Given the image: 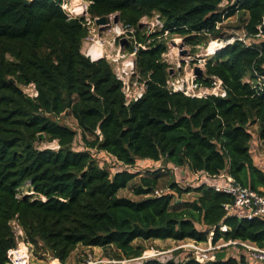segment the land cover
Returning <instances> with one entry per match:
<instances>
[{
  "label": "trees",
  "instance_id": "16d2710c",
  "mask_svg": "<svg viewBox=\"0 0 264 264\" xmlns=\"http://www.w3.org/2000/svg\"><path fill=\"white\" fill-rule=\"evenodd\" d=\"M85 1L90 19L117 13L121 23L136 27L126 50L134 53V72L145 89L126 103L110 62L82 53L86 17H69L63 0H0V264L9 261L8 252L18 243L13 221L28 246L44 249L62 264L78 245L110 248L109 258L131 259L145 250L133 244L136 240L201 243L210 232L212 243L232 239L264 248V217L229 214L225 205L233 198L199 178L224 172L264 194V168L251 155L250 130L257 126L264 145V86L244 80L255 81V72L264 77V38L253 46L236 40L204 60V74L196 81L210 86L212 77H218L225 97L170 90V64L163 58L166 36L181 37L195 53L210 38L227 39L231 34L216 24L235 14L236 27L248 35L257 33L258 25L264 33V0L224 7L223 0ZM154 14L163 28L150 31L140 20ZM30 83L35 97L22 91ZM66 113L77 123L83 150L72 148L77 129L58 120ZM54 141L57 149L43 145ZM91 149L132 169L138 159L170 164V191L155 194L160 171L111 174ZM178 170L194 184L181 186ZM136 177L133 191L142 197L119 196ZM25 187L29 191H22ZM187 192L196 195L182 200ZM239 251L217 253L205 262L188 253L181 260L148 258L140 264H250Z\"/></svg>",
  "mask_w": 264,
  "mask_h": 264
},
{
  "label": "rangeland",
  "instance_id": "374dc122",
  "mask_svg": "<svg viewBox=\"0 0 264 264\" xmlns=\"http://www.w3.org/2000/svg\"><path fill=\"white\" fill-rule=\"evenodd\" d=\"M88 6V2L85 0H63L62 7L67 12H74V15L79 16H85L86 17V26L88 28V34L83 40L81 51L85 55H89V57L93 58V56L90 54V49L92 47L98 48L101 53L102 57H105L111 64V66L116 65L120 69L123 78L129 82H135V85L137 87H140L143 83L138 79V76L135 74V68H134V54H131L126 49L127 47L133 42L132 36L128 35L129 33L123 32L118 35V31H116L115 26L120 25V20L117 24L112 22V16L111 15V23L108 26L101 27L95 24L94 19H90L88 15L86 14V9ZM80 8V9H79ZM239 18H235V15L233 18H228L223 22V26L225 31L228 33L234 32L236 30V25H238ZM145 28L148 30L151 29L148 27L147 24H145ZM167 35V34H166ZM167 37V51H166V57L170 64V69H172V78H180L182 76H189L191 73H193V69L195 66H198L203 69L204 67V60L207 58L205 56V53H207L206 44H201L196 46L197 51L193 53L192 46L189 44H184L181 37L170 35ZM179 38V39H175ZM123 39L122 44L120 43V40ZM178 41V44H176V41ZM211 40V38H210ZM214 49V44L210 46V48ZM100 56V57H101ZM179 65V66H178ZM194 75V74H193ZM195 77V76H194ZM245 80V79H244ZM133 85V84H132ZM137 87L134 88V85L132 86L131 91L135 90ZM58 120L62 124H66L74 129H77V123L75 119L72 117V115L66 113L61 114L58 117ZM256 125H252L250 127L251 131L255 132ZM78 134L75 137L72 148L74 150H83L85 149L84 142L80 135V130H78ZM86 137L88 139H92L93 135L86 133ZM257 137L256 135H253V138ZM55 142L51 143H44L43 145L49 146L53 145ZM253 144V143H252ZM261 150V147H260ZM93 157L96 159L99 165L106 168L111 174H113L116 171H120L122 169H128L130 171H139L143 175H150L149 173H152L154 171H160L159 172V185L157 189L159 191L163 192H169V182L174 180V175L172 171L168 168V166L164 165V163H157V164H149L147 160H141L138 159L136 161V164L134 165V168H129L125 166L124 164L118 162L113 156L110 154L100 151L97 149H91L90 150ZM253 155V151L251 153ZM254 156V155H253ZM255 163H258V157L255 156L254 158ZM150 171V172H149ZM179 172L176 173V177L180 182V185L185 187L188 186V184L192 185L194 182L192 181L191 177L187 175L186 172L182 170H178ZM184 175V176H183ZM195 182H197L195 180ZM139 184V178H134L129 184L118 191L119 196H125L132 199H139L142 196L136 195L133 191V189ZM22 191H29L28 188H23ZM196 195L195 192H187L183 193L182 200H188L192 199ZM180 200V201H182ZM192 240L186 239V240H172V239H166V240H136L133 242L134 245L140 244L145 247L144 252L141 256L137 258H131V259H111L107 255L108 252H110V248L103 249L100 247H95L93 249H89L88 251H84L83 248L80 246L77 250H74L72 254H70V259L66 261L65 264H83L87 262V259L91 257L96 264H140L142 261L148 258H157L160 260H166L168 258H174L175 260H181L184 259L188 253H192V256H194V253L192 252V248L189 245ZM224 239H219L216 243H207V242H201L202 245H199L202 249H204L203 252H201L203 260L202 262H205L207 260H212L215 258V254H228L229 256L231 254L235 255L236 249H239L238 247H235L237 245H225ZM188 244V245H187ZM149 251V252H148ZM150 251H154V255L152 257H143L144 254L150 255L152 254ZM29 257L31 264H56L54 262H57V259H54L49 252H45L44 249H37L34 245H29ZM105 257V258H104ZM58 264V263H57Z\"/></svg>",
  "mask_w": 264,
  "mask_h": 264
},
{
  "label": "built area",
  "instance_id": "2783aa9c",
  "mask_svg": "<svg viewBox=\"0 0 264 264\" xmlns=\"http://www.w3.org/2000/svg\"><path fill=\"white\" fill-rule=\"evenodd\" d=\"M242 0H230L225 5H232L235 4L238 6V4ZM224 5V6H225ZM74 12L67 13L69 17H74L76 15L73 14ZM225 19H223L221 22H217V27H221ZM117 24V23H115ZM140 24L144 27L145 24L148 25L151 29L150 31L154 30H160L163 28V22L159 17V14H154L151 17L143 16L140 20ZM264 24V22H262ZM116 31H118V35L127 32L128 35L132 36L134 38V34L136 32V27L132 25H126L123 23H120L119 26H115ZM147 29V28H146ZM258 32L253 35H248L244 28L242 29H236L237 31L231 32V34L227 39L222 38H213L209 40L206 44V46L209 45L207 48V53H205L206 57H210V55H214L218 50L224 48L226 45H230L234 43L236 40H241L244 45L246 46H253L254 44L258 43L261 38H264V33L261 28V25L257 26ZM148 30V29H147ZM167 34V31L165 32ZM179 39V38H175ZM176 41V40H175ZM176 44H178V41H176ZM214 44V51L210 52V46ZM134 54V53H131ZM166 52L163 54L164 60H167ZM86 56H89L86 54ZM102 57V56H101ZM91 58V57H90ZM99 58V57H98ZM93 59V58H91ZM206 59V58H205ZM169 63V62H168ZM135 64V63H134ZM179 66V65H178ZM112 69L117 76L118 79L122 81V89L125 95L126 103L128 104L131 101L137 100L140 98L144 92L145 85L142 84L140 87H137L135 85V82H129L123 78V75L118 68V66L113 65ZM256 80L253 81L250 78L246 77L245 81L250 82L254 87H263L264 86V77L258 73L255 72ZM134 85V88L137 87L135 90L131 91L132 86ZM167 87L172 91H181L185 95L188 96H195V97H203L206 95H216L225 97L226 96V90L223 87L222 80L218 77L213 76L212 82L210 86H204L196 81V77H194L193 73H191L189 76H182L180 78H172V73L170 74V77L167 80ZM22 91L30 96L35 97L37 95V90L35 88V85L33 83H30L28 85L22 86ZM99 134V131H97ZM100 135V134H99ZM53 145H49V147L53 149H57L59 146L56 141ZM172 169L177 170V167L172 166ZM199 178H203L204 180L209 181V186H211L215 191H220L229 194L233 198L232 204H226L225 208L230 214V211L232 208H241L245 211L244 217L247 218H253L255 216L264 217V194L260 193L257 190H253L249 187L242 186L241 184L237 183L235 179L230 176L229 174H226L224 172H221L217 175L210 176V175H202ZM198 179V178H195ZM155 194H161L163 191H159L158 189L154 191ZM13 229L15 231V234L18 238L17 246L14 249H10L8 252V259L9 261L6 264H31L30 257H29V246L27 242L24 241L23 238V231L21 227L18 225L16 221L12 222ZM220 229L222 231L227 230V226L222 224L220 226ZM211 235L208 238L207 243L211 242ZM225 245H237L235 247H238L240 249L239 252H243L247 258L249 259L250 264H264V248L258 247L255 243L250 241H240V240H232L229 239L225 241ZM199 245H202V243H197L195 241H191L188 246H190L192 249V252L194 253V258L202 262L200 258H202L201 252L204 251ZM239 249H236L238 251ZM154 251L152 254L147 255L144 254L143 257H152L154 255ZM58 264H62L58 261ZM83 264H96V262L89 257L87 259L86 263Z\"/></svg>",
  "mask_w": 264,
  "mask_h": 264
},
{
  "label": "crops",
  "instance_id": "0c3cea01",
  "mask_svg": "<svg viewBox=\"0 0 264 264\" xmlns=\"http://www.w3.org/2000/svg\"><path fill=\"white\" fill-rule=\"evenodd\" d=\"M228 1H230V0H223V3H222V7H224V5L228 2ZM228 18H233V17H228ZM228 18H226V19H228ZM235 18H239L238 17V14H235ZM225 19V20H226ZM236 21H238V19H236ZM236 26H238V25H236ZM236 29H242V26H239V27H236ZM235 31H237V30H235ZM263 39V38H262ZM210 56H212V55H210ZM252 133H253V135L255 136H257V137H254L253 139H252V143L253 144H251V153H252V151H253V155H252V157H253V159L255 158V156H257L258 157V160H259V162L258 163H255L258 167H260V168H264V145H263V143L261 142V140H259V138H258V133H257V126L255 127V132L254 131H252ZM260 147H261V150H260ZM144 160H147L148 162H150L149 164H156V163H154L153 161H151V160H149V159H144ZM255 160V159H254ZM158 162V161H157ZM255 162V161H254ZM168 166L170 165V164H167ZM184 176V175H183ZM230 214L231 215H237V216H244V214H245V211L243 210V209H241V208H232L231 209V211H230ZM81 247V248H83L84 249V251H88L89 249H93V248H95V247H85V246H82V245H78L77 247H76V249L75 250H77L78 249V247ZM74 252V251H73ZM72 252V253H73ZM71 253V254H72ZM69 259H70V256H69ZM69 259H67V260H69ZM58 260V259H57Z\"/></svg>",
  "mask_w": 264,
  "mask_h": 264
},
{
  "label": "water",
  "instance_id": "95a60500",
  "mask_svg": "<svg viewBox=\"0 0 264 264\" xmlns=\"http://www.w3.org/2000/svg\"><path fill=\"white\" fill-rule=\"evenodd\" d=\"M24 2L26 3L27 0H24ZM112 18H113L112 19L113 23H118L119 22V15L117 13H115L112 16ZM94 22H95L96 25L101 26V27L108 26L111 23V15L96 17V18H94ZM122 42H123V39L120 40L121 44H122ZM169 72L171 74L173 72L172 69H170ZM193 74H194L195 77L202 76L204 74L203 73V69L198 67V66H195L194 69H193ZM10 81L13 82V79L11 78Z\"/></svg>",
  "mask_w": 264,
  "mask_h": 264
},
{
  "label": "bare ground",
  "instance_id": "6f19581e",
  "mask_svg": "<svg viewBox=\"0 0 264 264\" xmlns=\"http://www.w3.org/2000/svg\"><path fill=\"white\" fill-rule=\"evenodd\" d=\"M80 9V8H79ZM209 51L210 52H213L214 51V49H213V47L212 48H210L209 49ZM90 54L93 56V59H96V58H98V57H100L101 55H102V53H101V51L98 49V48H95V47H92L91 49H90ZM225 242V241H224ZM188 245V244H187ZM149 252V251H148ZM151 253H152V251H150ZM105 258V257H104ZM54 263H58V261L57 262H54ZM52 264V263H51Z\"/></svg>",
  "mask_w": 264,
  "mask_h": 264
}]
</instances>
